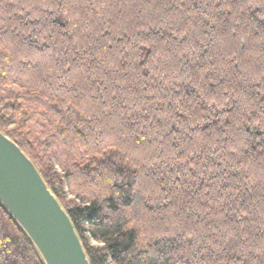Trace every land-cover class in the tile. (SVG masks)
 <instances>
[{
  "label": "trees",
  "instance_id": "16d2710c",
  "mask_svg": "<svg viewBox=\"0 0 264 264\" xmlns=\"http://www.w3.org/2000/svg\"><path fill=\"white\" fill-rule=\"evenodd\" d=\"M0 131L90 264H264V0H0Z\"/></svg>",
  "mask_w": 264,
  "mask_h": 264
},
{
  "label": "water",
  "instance_id": "95a60500",
  "mask_svg": "<svg viewBox=\"0 0 264 264\" xmlns=\"http://www.w3.org/2000/svg\"><path fill=\"white\" fill-rule=\"evenodd\" d=\"M0 202L45 264H90L66 210L29 156L1 131Z\"/></svg>",
  "mask_w": 264,
  "mask_h": 264
}]
</instances>
